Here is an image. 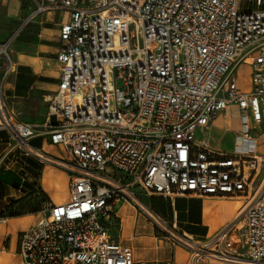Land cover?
<instances>
[{
	"label": "built area",
	"instance_id": "built-area-1",
	"mask_svg": "<svg viewBox=\"0 0 264 264\" xmlns=\"http://www.w3.org/2000/svg\"><path fill=\"white\" fill-rule=\"evenodd\" d=\"M34 1L16 35L43 13L63 19L61 82L41 125L63 154L32 147L37 126L19 121L4 95L15 36L0 40V131L66 171L69 197L37 213L21 235L20 264H135L109 230L122 203L186 248L188 264H264V156L251 134L264 119V0ZM246 61L243 90L237 70ZM230 105L241 119L232 151L198 142L197 131ZM185 195L243 204L233 222L199 239L143 199Z\"/></svg>",
	"mask_w": 264,
	"mask_h": 264
},
{
	"label": "crops",
	"instance_id": "crops-1",
	"mask_svg": "<svg viewBox=\"0 0 264 264\" xmlns=\"http://www.w3.org/2000/svg\"><path fill=\"white\" fill-rule=\"evenodd\" d=\"M24 1L32 2L33 6L29 5L28 14L20 13L21 25L36 8L34 0ZM58 13L51 11L37 16L15 36L11 45L15 71L4 88V95L18 120L37 126L29 144L49 157L63 154L62 147L52 144L41 127L47 119L49 100L61 82L57 53L63 19ZM223 113L220 112L208 127L199 129L196 140L213 150L229 153L230 147L223 140L228 137L232 145L241 125L221 124ZM251 129V134L257 136L260 151L264 119L259 126L252 123ZM257 130L261 134H253ZM0 132H6V137L0 138V147L10 146L6 141L11 139L9 133ZM10 152L2 156L0 153V264H20L21 235L34 223L37 213L49 203H64L69 197L66 171L25 153L16 157ZM143 199L167 222L199 239L212 237L233 222L243 204L242 197L185 195L173 199L160 196ZM109 230L115 239L132 249L135 264H188V250L170 242L162 230L129 203L117 207Z\"/></svg>",
	"mask_w": 264,
	"mask_h": 264
},
{
	"label": "rangeland",
	"instance_id": "rangeland-1",
	"mask_svg": "<svg viewBox=\"0 0 264 264\" xmlns=\"http://www.w3.org/2000/svg\"><path fill=\"white\" fill-rule=\"evenodd\" d=\"M29 5L33 6L32 2H30V1L22 2V0H0V40L4 39V41H5L6 39H9V37L13 38V36H16V32L20 28V25H21L20 24L21 19H19L20 13H24V15L28 14L30 11L28 8ZM58 16L60 18L59 13H58ZM10 56L13 60L14 57H12L11 50H10ZM250 74H251V67H250L248 61H246L237 70L238 84L244 90L248 89V87H249ZM8 81L9 80H6V82L4 84V88L6 87ZM223 112H221L223 114L220 115L221 124L226 126L227 123H233V125L235 127L241 125L240 111H239L238 107H236V106L230 107ZM263 131H264V129H263ZM253 134H261V131L260 130L254 131ZM9 136L10 135L8 134V137ZM1 137H6V132H0V138ZM11 139H9V140L6 139V141L11 143L10 146L3 145L2 147H0L1 156L4 155L5 152H7L8 150L11 151L10 152L11 155H15L16 157L22 156V153H24V151L22 150V148L20 146L17 145L16 142L13 141V139L12 140ZM260 140H261L260 154L264 155V135L260 136ZM223 142H225V144L228 147H230V152H231L233 147H234V141H233V144L231 145L230 139L228 137H226V139H224ZM6 147H8V149H6ZM263 160H264V157H263ZM260 174L262 176H264V163H263L262 170H261ZM256 184H258V183H256ZM144 203L147 206H149V204L146 203V201H144ZM149 207H151V206H149ZM151 210L153 212L157 213L162 218H164L163 215L154 211L152 207H151Z\"/></svg>",
	"mask_w": 264,
	"mask_h": 264
},
{
	"label": "bare ground",
	"instance_id": "bare-ground-1",
	"mask_svg": "<svg viewBox=\"0 0 264 264\" xmlns=\"http://www.w3.org/2000/svg\"><path fill=\"white\" fill-rule=\"evenodd\" d=\"M142 206H144V205H142ZM146 208V207H145ZM148 210V209H147Z\"/></svg>",
	"mask_w": 264,
	"mask_h": 264
},
{
	"label": "trees",
	"instance_id": "trees-1",
	"mask_svg": "<svg viewBox=\"0 0 264 264\" xmlns=\"http://www.w3.org/2000/svg\"><path fill=\"white\" fill-rule=\"evenodd\" d=\"M153 197H156V196H153Z\"/></svg>",
	"mask_w": 264,
	"mask_h": 264
}]
</instances>
